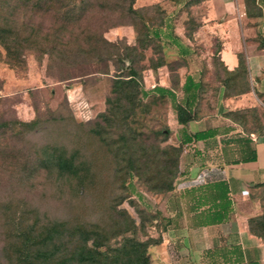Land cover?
Segmentation results:
<instances>
[{
  "label": "crops",
  "instance_id": "0c3cea01",
  "mask_svg": "<svg viewBox=\"0 0 264 264\" xmlns=\"http://www.w3.org/2000/svg\"><path fill=\"white\" fill-rule=\"evenodd\" d=\"M185 1L133 5L164 10L162 24L149 27L164 61L142 71V87L148 94L166 91L168 142L182 148L172 189L151 196L148 206L163 223L153 251L162 264H264V241L248 228L256 215L250 192L264 181V0H255L259 16H247L243 0H200L189 7L196 23L191 36ZM193 7L202 8L199 15ZM124 27L132 31L126 42L134 44L132 26L111 31ZM240 54L247 83L234 89L221 78L224 69L236 71ZM174 60L180 63L170 68ZM177 106L190 119L178 122ZM248 109L257 115L249 131L239 115Z\"/></svg>",
  "mask_w": 264,
  "mask_h": 264
},
{
  "label": "trees",
  "instance_id": "16d2710c",
  "mask_svg": "<svg viewBox=\"0 0 264 264\" xmlns=\"http://www.w3.org/2000/svg\"><path fill=\"white\" fill-rule=\"evenodd\" d=\"M129 8L136 15V21L124 25L132 26L135 38L134 44L125 41L126 47L122 54L115 51L117 41L104 37L103 32L97 28L84 25L80 42L75 44L77 51L72 55L61 54L53 56L51 49L54 47H67L69 41L61 37L54 39L38 40V27L29 21H23L25 11L31 12V18L42 14H51L57 21V31L61 29L72 30L75 26L81 27L80 16L74 14V7H70L67 0H0V48L7 58H19L25 47H42L49 56L48 68L79 69L81 72L90 66H104L106 62H118L120 68L112 77L111 97L106 99L107 108L100 114L103 123L96 122L89 132L104 145L107 154L113 160V167L106 176L109 182L103 183L100 170L91 171V182L85 181L88 176L86 167H79L76 159L78 153L69 154L64 148L51 146L50 159H44L40 165L48 176L56 179L76 181L75 192L79 196L92 192L107 200L105 209L100 216L93 219L74 217L46 218L40 221L38 217H20L17 221L11 216L3 215L4 243L0 248L3 264H154L149 255V247L160 242V237L152 241L139 240L134 236L135 221L124 209L118 208L124 198V193L133 185L132 179L142 185L147 191L155 194H164L173 187L174 179L178 174V162L181 145L169 144L164 148L151 145L150 148L137 143L135 132L130 127L129 119L133 118L136 110L142 109L139 101L142 97H152L165 106L167 113V98L162 88H157L158 95L146 93L142 87V71L164 61L162 45L149 33L150 26L161 25L164 19V10L157 4L135 8L134 0ZM200 0H186L183 8L186 12L184 20L186 35L191 36L196 23L189 7ZM247 16H259L260 10L255 0H243ZM80 6L79 9H81ZM84 10V9H83ZM98 26V25H97ZM116 26L111 24L108 28ZM106 31V30H103ZM27 32V33H26ZM264 46V43H263ZM146 48L157 57L151 55L148 64L139 69L135 66V51ZM55 49V48H54ZM140 54L138 59H143ZM139 60V61H140ZM216 67L221 66L216 56H213ZM124 61L126 63H124ZM179 60L168 63L170 68L179 64ZM86 68V69H85ZM107 73L106 71H100ZM246 68L243 57L239 55L236 71L230 73L224 69L222 82L236 89L246 82ZM178 122L190 119L191 115L181 106L176 107ZM240 122L244 129H254L257 118L254 109L239 112ZM24 126L32 128L34 123ZM154 137L162 135L165 141L168 136L166 117L160 130H152ZM54 172V173H53ZM56 176V177H55ZM264 186V181L258 184ZM140 194H138L139 196ZM249 231L264 241V211L248 219ZM119 237V241L115 242ZM1 264V263H0Z\"/></svg>",
  "mask_w": 264,
  "mask_h": 264
},
{
  "label": "rangeland",
  "instance_id": "374dc122",
  "mask_svg": "<svg viewBox=\"0 0 264 264\" xmlns=\"http://www.w3.org/2000/svg\"><path fill=\"white\" fill-rule=\"evenodd\" d=\"M67 1L70 7L75 8L74 14L81 15L79 23L82 26L74 24L70 31H57L58 22L51 14L31 18V12L27 10L22 15L23 21L37 25L38 40L61 37L69 41L67 47L58 45L51 49L53 56L75 53V44L86 33L81 30L84 25L91 31L96 27L105 38L117 41L115 51L122 54L132 31L128 27L111 31L108 26L115 24L114 27H118L136 21L135 13L129 9L132 5L130 0ZM149 1L155 0H138V3ZM201 10V7L192 9L196 16ZM42 49L39 46L25 47L19 58L13 60L7 58L0 48V232L4 231L3 215L14 218L13 222L22 216L29 220L26 222L33 217H38L40 221L46 218L93 219L102 214L107 203L105 198L92 192L77 195L76 181L56 176V179L51 178L40 163L50 159L48 151L51 146L64 148L69 154H79L76 164L86 167L88 176L85 181L91 182V171L94 170H100L104 184L110 181L106 175L113 167V160L88 129L97 121L103 123L100 114L107 108L106 99L112 96V77L120 66L118 62L109 60L104 66L93 65L82 72L56 65L48 68L49 56ZM151 53L148 48L137 49L133 53L137 69L148 64ZM140 54L144 56L141 60L138 59ZM139 103L142 109H137L133 118L129 119L130 127L136 133L134 141L146 148L157 145L162 149L171 144L168 136L163 141L162 135L154 137L152 133V130L163 127L166 117L164 104L152 97H142ZM28 123L35 126H24ZM131 181L133 185L124 193L118 208L126 210L135 221L136 238L156 240L163 224L161 214L148 206L153 205L151 196L158 194L147 191L135 178ZM250 205L256 215L264 211L263 185L252 188ZM3 243L4 236L0 234V248ZM152 246L149 247L151 261L162 264L157 262ZM0 263H5L1 256Z\"/></svg>",
  "mask_w": 264,
  "mask_h": 264
}]
</instances>
